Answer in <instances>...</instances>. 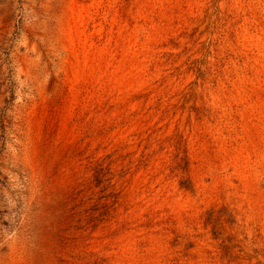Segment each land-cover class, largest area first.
I'll list each match as a JSON object with an SVG mask.
<instances>
[{"label":"rangeland","instance_id":"obj_1","mask_svg":"<svg viewBox=\"0 0 264 264\" xmlns=\"http://www.w3.org/2000/svg\"><path fill=\"white\" fill-rule=\"evenodd\" d=\"M0 264H264V0H0Z\"/></svg>","mask_w":264,"mask_h":264}]
</instances>
